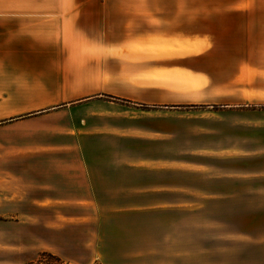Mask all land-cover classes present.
Wrapping results in <instances>:
<instances>
[{"label":"crops","instance_id":"crops-1","mask_svg":"<svg viewBox=\"0 0 264 264\" xmlns=\"http://www.w3.org/2000/svg\"><path fill=\"white\" fill-rule=\"evenodd\" d=\"M62 1L34 12L48 23L0 22V111L33 113L0 117V264H26L42 252L75 264H125L153 255L154 240L168 264L186 263V256L201 264L203 255L218 264L219 254L234 253L219 251V241L234 235H202L187 209L217 207L219 198L243 190L235 184L264 181V168L213 166L233 158L228 146L180 149L175 160L123 152L121 145L154 142L159 133L162 141L160 113L193 107L163 105V85L134 81L161 74L214 79L201 69L203 38L217 55L218 37L247 31L251 17L260 22L259 9L238 6L244 0ZM135 44L156 51L138 60L122 54ZM242 62L225 79L234 80ZM210 63L212 70L221 62ZM27 77L33 87L71 98L9 109L6 102L20 93L2 89L19 88ZM122 81L125 91H116ZM91 141L102 145L95 153L85 148ZM253 191L264 192V184ZM187 215L194 219L189 232ZM255 242L238 254L258 258L239 264H264V238Z\"/></svg>","mask_w":264,"mask_h":264},{"label":"rangeland","instance_id":"rangeland-1","mask_svg":"<svg viewBox=\"0 0 264 264\" xmlns=\"http://www.w3.org/2000/svg\"><path fill=\"white\" fill-rule=\"evenodd\" d=\"M64 2L66 1L0 0V13H5L4 16L0 14V22L48 23V16H36L34 12L46 11L56 4L61 7L64 6ZM238 6L259 9L262 17L259 16L260 22H256L257 16L251 17V23L246 26L247 31H235L224 38L219 36L217 48L214 49L217 50V55L210 51L209 42L203 38L202 51L207 53L203 54L204 61L201 64V69L207 71V74H211L214 79H189L183 74H161L157 75L154 80L139 79L134 81V83L140 84L145 81H154L158 85H163V88L160 89L162 91L158 95L159 99L163 100V105L193 107L182 108L181 110L171 108L173 110L160 113L158 129L165 132L163 133V142L161 141L162 134L159 133L154 136L160 140H154V142L122 144L123 152L131 151L139 156L153 155L158 157L164 154L176 160L177 152L180 149L183 151L184 148L194 146L216 145L219 147H217L218 151L221 147L228 146L234 148L233 158L228 161L212 162L213 166L219 169L247 168L255 170L259 167L264 168V12H261L264 11L262 10L264 9V0H244ZM43 34L47 38L50 37L48 32ZM45 51L48 52L49 49ZM144 51L150 53L156 49L152 45L145 48L135 44L132 48L123 49L122 54L131 55L134 57L133 59L138 60V58L143 57L141 54ZM211 60L221 63L211 70ZM238 60L244 61L239 64L238 76L234 80L225 79L231 75L229 71L236 70ZM4 82L7 83L8 81ZM20 82L19 88L2 89L11 97L14 96L13 93H20V97L15 96L6 102L9 109L43 108L57 101L71 98L70 96L55 94L53 91L38 87L36 84L37 87H33V81L28 77L27 80ZM95 82L97 81L91 80V85ZM105 82L108 86L112 81L107 79ZM120 83L121 87L116 88V91L124 92L126 86H124L123 81ZM58 91L62 90L59 89ZM29 114L33 113L0 111V117H5V119ZM48 137L50 136H43L42 139L48 140ZM101 146L91 141L85 145V148L87 151L95 153ZM259 149L262 151L257 153ZM239 150L244 152L250 150V152L242 154L246 157L243 160L242 156H239ZM263 184L264 181H250L248 184L237 183L235 189L243 190L230 194L231 196L228 197L227 201L219 198L217 207L212 204L210 207H202L192 211L187 209V214L191 212L192 215H195L196 220L201 221L202 235H234V238L227 243H220L219 241V251H225V248H228L232 249L234 253L229 256L219 254L218 264H239L242 258L249 260L258 258L252 251L246 257L238 253L241 252V247H257L258 244L255 241L264 238V192L253 191ZM160 196V193H153L150 198L158 199ZM193 220L190 215H187V232L193 228ZM153 242L156 245L153 249V255L139 256L137 261L125 264H168L167 259L170 257H162L160 254V240ZM202 244L204 248V242ZM44 253L47 252L34 254L30 260L27 256L26 264H75L54 255L59 258L56 260ZM203 256L201 257V264H209V259ZM186 257L187 262L181 264H194L192 256Z\"/></svg>","mask_w":264,"mask_h":264},{"label":"trees","instance_id":"trees-1","mask_svg":"<svg viewBox=\"0 0 264 264\" xmlns=\"http://www.w3.org/2000/svg\"><path fill=\"white\" fill-rule=\"evenodd\" d=\"M45 255L47 254L48 256H50V257H54L56 260H59V258L58 257H55L54 255H51V254H48V253H44Z\"/></svg>","mask_w":264,"mask_h":264}]
</instances>
